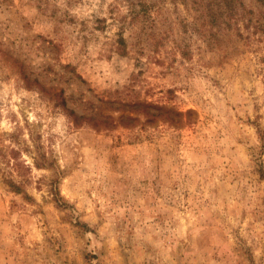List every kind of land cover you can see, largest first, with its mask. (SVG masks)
<instances>
[{
    "label": "rangeland",
    "instance_id": "1",
    "mask_svg": "<svg viewBox=\"0 0 264 264\" xmlns=\"http://www.w3.org/2000/svg\"><path fill=\"white\" fill-rule=\"evenodd\" d=\"M0 264H264V0H0Z\"/></svg>",
    "mask_w": 264,
    "mask_h": 264
}]
</instances>
